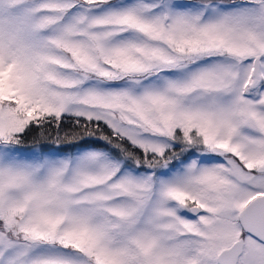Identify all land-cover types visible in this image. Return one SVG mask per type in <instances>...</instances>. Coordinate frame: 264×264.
<instances>
[{
	"label": "snow or ice",
	"instance_id": "snow-or-ice-1",
	"mask_svg": "<svg viewBox=\"0 0 264 264\" xmlns=\"http://www.w3.org/2000/svg\"><path fill=\"white\" fill-rule=\"evenodd\" d=\"M0 264H264V0H0Z\"/></svg>",
	"mask_w": 264,
	"mask_h": 264
}]
</instances>
